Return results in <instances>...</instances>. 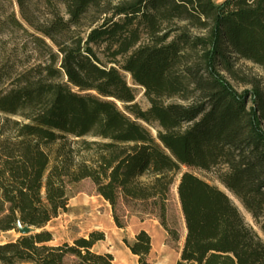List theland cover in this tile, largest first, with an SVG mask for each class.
I'll return each mask as SVG.
<instances>
[{"label": "trees", "instance_id": "obj_1", "mask_svg": "<svg viewBox=\"0 0 264 264\" xmlns=\"http://www.w3.org/2000/svg\"><path fill=\"white\" fill-rule=\"evenodd\" d=\"M105 2L0 0V35L25 37L0 55V235L39 230L0 243V264H115L94 250L102 231L50 244L45 227L85 181L117 229L156 220L181 242L175 264H264V241L197 175L264 219V0ZM125 246L151 264L145 231Z\"/></svg>", "mask_w": 264, "mask_h": 264}, {"label": "rangeland", "instance_id": "obj_2", "mask_svg": "<svg viewBox=\"0 0 264 264\" xmlns=\"http://www.w3.org/2000/svg\"><path fill=\"white\" fill-rule=\"evenodd\" d=\"M121 0H106L104 6H114ZM13 8L18 16V10L13 4ZM60 10H62L60 8ZM62 12V11H61ZM94 17H89L88 21ZM87 23V22H86ZM82 31L86 29H81ZM19 34V35H18ZM15 37L13 35H0V55L10 52L15 48L21 49V44L24 43V36L20 37L18 33ZM20 62H23V56L19 55ZM243 68L251 75L257 77H263L262 70L252 67L249 64H245ZM126 81L129 86L134 90L135 103L142 109L145 110L149 107L146 98L143 96V90L137 86L132 85L129 76H126ZM121 109V104H118ZM1 118V117H0ZM86 141H90V138H86ZM197 175L205 179L210 184L216 186L218 189L223 191L231 200L233 205L237 208L240 213L245 225L251 228L256 234L264 241V237L259 229V223L264 221L260 219L254 221L251 216L243 209L240 203L229 194L220 184L213 180L211 174L197 173ZM79 192L69 201L67 211L60 214L56 219L52 220L46 227L45 230L50 232L53 236L51 245H57L62 242H70L72 239L77 238L78 235L87 236L92 231H102L105 235V242L100 245V249H109L114 258L115 264H137L136 258L133 257L125 246L126 244H132L134 241L135 234L131 233L133 226L130 225L127 229L117 230L113 223L112 228L106 230H99L94 225H89L92 215L103 216L104 213L108 212L110 216V209L106 203L98 196L92 193V188L89 182L85 181L78 187ZM169 226L178 229L179 233L184 234L182 218L180 215L178 201L176 196V185L171 189L170 201H169ZM18 237L15 232H7L0 235V243L7 241H13ZM181 242L177 244L167 245L166 241L159 245L158 248L152 249L148 261L152 264H174L178 259L179 247Z\"/></svg>", "mask_w": 264, "mask_h": 264}, {"label": "crops", "instance_id": "obj_3", "mask_svg": "<svg viewBox=\"0 0 264 264\" xmlns=\"http://www.w3.org/2000/svg\"><path fill=\"white\" fill-rule=\"evenodd\" d=\"M224 0H212V2L216 5L222 3ZM110 209V208H109ZM111 217V216H110ZM50 223V222H49ZM48 223V224H49ZM113 223V222H112ZM47 224V225H48ZM114 225V224H113ZM130 225L133 226V229H134V234H137L140 230H143L145 231L149 237H150V240H151V243L153 241V238H154V244L151 246V249H150V252H149V255L148 257H150V254L152 252V249L154 248H158L160 244H162L164 241H166V238H167V234L166 232L161 228V226L159 225V223L156 221V220H145L143 222H140L137 218L135 217H131L129 219V222H128V226L125 228L127 229ZM115 227V226H114ZM116 228V227H115ZM117 229V228H116ZM117 230H124V229H117ZM104 233V232H103ZM78 237H86V236H81V235H78ZM105 242V239L104 241H101V242H98L97 244H95L94 246V250L98 253H109L113 256L112 252L108 249H100V245L103 244ZM129 251V250H128ZM134 257V256H133ZM148 257H147V261H148ZM114 259V258H113ZM149 262V261H148ZM176 262V261H175ZM174 262V264H175ZM151 263V262H149ZM152 264V263H151Z\"/></svg>", "mask_w": 264, "mask_h": 264}, {"label": "bare ground", "instance_id": "obj_4", "mask_svg": "<svg viewBox=\"0 0 264 264\" xmlns=\"http://www.w3.org/2000/svg\"><path fill=\"white\" fill-rule=\"evenodd\" d=\"M106 205L108 206L107 203H106ZM89 225H94L99 230H106V229L112 228V219L109 216L108 212L104 213L103 216L92 215L90 222H89ZM131 233L134 234V230H131ZM154 241L155 240L153 238L151 246L154 244Z\"/></svg>", "mask_w": 264, "mask_h": 264}, {"label": "water", "instance_id": "obj_5", "mask_svg": "<svg viewBox=\"0 0 264 264\" xmlns=\"http://www.w3.org/2000/svg\"><path fill=\"white\" fill-rule=\"evenodd\" d=\"M16 232L18 237L19 236H29L33 235L35 233H38L39 230L34 227H28V226H21L19 223L16 225Z\"/></svg>", "mask_w": 264, "mask_h": 264}]
</instances>
